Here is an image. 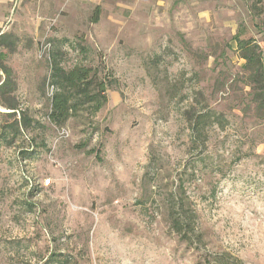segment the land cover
<instances>
[{
    "label": "rangeland",
    "instance_id": "rangeland-1",
    "mask_svg": "<svg viewBox=\"0 0 264 264\" xmlns=\"http://www.w3.org/2000/svg\"><path fill=\"white\" fill-rule=\"evenodd\" d=\"M0 30V264H264V102L238 46L264 53V0H0ZM54 60L92 69L97 113L50 120Z\"/></svg>",
    "mask_w": 264,
    "mask_h": 264
},
{
    "label": "trees",
    "instance_id": "trees-1",
    "mask_svg": "<svg viewBox=\"0 0 264 264\" xmlns=\"http://www.w3.org/2000/svg\"><path fill=\"white\" fill-rule=\"evenodd\" d=\"M95 20H97L95 18ZM18 37L0 30V96L5 92L6 88L12 82V71L5 63L7 56L12 53L17 47ZM264 43V32H263ZM238 46L241 51L242 58L246 61L245 67L250 71L251 81L254 84L256 95L264 102V53L253 40H238ZM53 68V84H55L56 92L52 96V110L49 115L50 120L58 125L65 123L73 114L74 111L82 108L86 104L93 107V113H97L106 103V97L102 93L106 91L104 84L101 82L97 90H92L93 77H91L92 69L85 66H76L70 70L63 69L59 63L54 60ZM4 75L6 77H4ZM97 76V75H95ZM92 78V79H91ZM9 109L16 110L17 105L13 103L5 104ZM209 115L201 113L197 116L193 130L199 131V127L204 124L206 117ZM10 116H15L16 111L8 113ZM26 113L21 114L20 119H15L8 127H5L2 132V138L9 141L13 136V132H21V128H28L31 125L27 123ZM173 224L177 232L186 238L189 231L195 232L192 227L189 216L183 215L181 211H177L173 216ZM53 258L45 263L50 264ZM239 264L240 261L236 260ZM219 264H231L226 257H218Z\"/></svg>",
    "mask_w": 264,
    "mask_h": 264
},
{
    "label": "built area",
    "instance_id": "built-area-1",
    "mask_svg": "<svg viewBox=\"0 0 264 264\" xmlns=\"http://www.w3.org/2000/svg\"><path fill=\"white\" fill-rule=\"evenodd\" d=\"M48 182H50V180H48Z\"/></svg>",
    "mask_w": 264,
    "mask_h": 264
}]
</instances>
